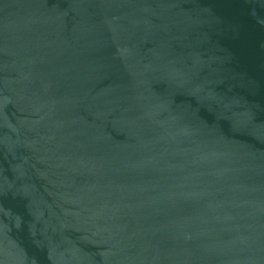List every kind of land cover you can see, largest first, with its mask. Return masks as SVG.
I'll return each instance as SVG.
<instances>
[{"label": "water", "instance_id": "95a60500", "mask_svg": "<svg viewBox=\"0 0 264 264\" xmlns=\"http://www.w3.org/2000/svg\"><path fill=\"white\" fill-rule=\"evenodd\" d=\"M0 264H264V0H0Z\"/></svg>", "mask_w": 264, "mask_h": 264}]
</instances>
